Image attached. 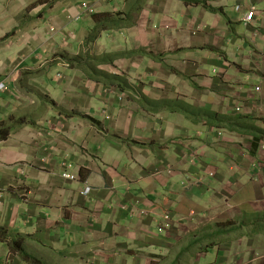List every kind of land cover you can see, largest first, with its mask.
I'll return each mask as SVG.
<instances>
[{"label": "crops", "instance_id": "obj_1", "mask_svg": "<svg viewBox=\"0 0 264 264\" xmlns=\"http://www.w3.org/2000/svg\"><path fill=\"white\" fill-rule=\"evenodd\" d=\"M50 1L0 0V123L24 97L42 117L0 141V227L46 251L45 264H182L198 245L194 264H264V0L249 25L250 0L97 2L98 14L129 11L131 24L86 48L93 18L73 19L96 0ZM81 51L107 57L93 72L116 82L61 57ZM142 99L244 124L230 131ZM67 164L74 181L62 178ZM8 242L0 264H28Z\"/></svg>", "mask_w": 264, "mask_h": 264}, {"label": "trees", "instance_id": "obj_2", "mask_svg": "<svg viewBox=\"0 0 264 264\" xmlns=\"http://www.w3.org/2000/svg\"><path fill=\"white\" fill-rule=\"evenodd\" d=\"M122 16L125 17L123 18ZM94 18H95V26L86 39L87 43L92 42L95 39L96 35L101 30L111 29L115 27H123V26L125 27L131 24V16L129 11L119 12V13H102L96 15ZM90 58H92V60H90V64L88 65H91V63L94 60L100 61L94 57H90ZM65 59L68 61L70 65H75L76 63L84 62V57H82V55H78L75 57H71V56L65 57ZM91 77L94 78V76ZM143 103H144L143 106L147 107V109L151 111L165 110L169 112H178L192 120H196L198 118L201 119L205 117L207 122L213 125L215 123L219 124L220 122V120L217 119L219 115H217L216 113H208V112L195 110L191 106H189L188 104L182 101L154 102V101L144 100ZM221 117L224 119V121L227 122L225 124L230 131H234V130L241 131L240 130L241 126L242 124H244L243 119L240 121L239 119L236 118L231 119V118H224L223 116ZM13 120L14 117H9L7 121H2L0 123V141L5 140L16 125H21L24 122L20 120L19 122L15 123L13 122ZM236 127H238V129ZM261 139H264V136H262ZM261 139L257 138V140H261ZM234 231L235 230L233 231L230 230L229 233H234ZM0 239L9 240L8 245L10 246L11 252L18 253L21 256V259L26 261L28 264H45L42 261H38L37 259H35V257L30 256L28 253H26L23 250V242L26 239L25 236L20 234H13L7 229L0 227Z\"/></svg>", "mask_w": 264, "mask_h": 264}, {"label": "rangeland", "instance_id": "obj_3", "mask_svg": "<svg viewBox=\"0 0 264 264\" xmlns=\"http://www.w3.org/2000/svg\"><path fill=\"white\" fill-rule=\"evenodd\" d=\"M116 13H119L118 11H116ZM120 28V27H119ZM51 32H52V30H51ZM53 33V32H52ZM14 33H11V34H9V35H7V37H5L3 40H7L8 38H10L12 35H13ZM87 45H88V43H87V41L86 40H84V47L86 48L87 47ZM78 55H82V57H84V62H82V63H76L75 65H69V66H71V67H74V68H77L78 70H80L82 73H84V75H86V76H89L90 75V77L91 76H94V78L93 77H91L92 79H94V80H96V81H98L101 77L103 78V79H105V80H107L108 81V83H110V84H112L114 81L116 82V78H114V77H111V76H108V74L107 75H98L97 74V72H93V69H94V65L95 64H97V60L95 61H93L92 63H91V65H88V64H90V60H92V58H90L91 56L87 53V55L85 54V53H83L82 51L81 52H79L78 53ZM78 55H76V56H78ZM69 56H71V55H61V57L62 58H64V57H69ZM71 57H75V56H71ZM17 59V58H16ZM17 61V60H16ZM7 70V68L5 69V71ZM59 76H61V74H59ZM59 79H61V78H59ZM51 102V101H50ZM49 102V103H50ZM19 103H20V108H19V111L17 112L18 114H15L13 117H14V120H13V122H19L20 120H22V121H24L23 122V124H25L26 122V120H28L29 122H33L34 121V124H36V123H38L39 121V119L42 121V117L41 118H38L37 117V115L39 114V112L38 111H35V110H38V107L34 110V106H36V104L35 105H33L32 103H31V100H30V98L29 97H24V99L23 100H21V101H19ZM50 104H52L53 106H55L56 107V104L54 103V102H51ZM144 104V103H143ZM31 105H33V106H31ZM192 107V106H191ZM193 109H195L194 107H192ZM195 110H198V109H195ZM200 111V110H199ZM205 112H208V111H205ZM194 113H196V112H194ZM208 113H214V112H208ZM77 113H71L70 115H76ZM81 117H83L82 115H80ZM80 116H78V117H80ZM83 118H85L86 120H89V119H87V117H83ZM108 119L110 118V116L109 117H107ZM206 118L204 117V118H201V119H199V120H205ZM217 119L218 120H220V122H219V124H214V125H211V126H215V127H217V125H222V127L223 128H225V129H227V127H226V124L225 123H227L226 121H224V119L221 117V116H219V117H217ZM5 121H7V120H5ZM193 121H196V120H193ZM258 121L259 122H261V119H258ZM205 122L208 124V122H207V120H205ZM22 125V124H21ZM209 125V124H208ZM17 126V125H16ZM15 126V127H16ZM235 126V125H234ZM264 142V141H263ZM264 144V143H263ZM262 144V145H263ZM200 180V179H199ZM185 183V182H184ZM187 184V183H186ZM26 197H27V195H25ZM24 236V235H23ZM28 239H25L24 240V242H23V250L26 252V253H28L30 256H33V257H35V259H37L38 261H41V259L39 258V257H45L44 255L45 254H47V252L46 251H43V250H41V249H35V251L33 250V249H31L30 247H28V246H25L26 244V241H27ZM199 240L198 239H196V240H194L193 241V243H197ZM205 249V246H203V245H198V246H194V247H190V246H186V247H184V251H188V250H190V252L188 253V255L186 254V252H181L180 254L181 255H184L185 257H184V259L182 260V264H194V262L195 261H197V257L194 259V254L196 255V253H198V252H200V251H202V250H204ZM36 253H38V254H36ZM16 255H18V257L19 258H21V256L18 254V253H15ZM53 257H55L53 260H52V263H54V264H61V261H60V257H56L55 255H53ZM49 263H51V261H49L48 262V264ZM65 263V262H64Z\"/></svg>", "mask_w": 264, "mask_h": 264}, {"label": "clouds", "instance_id": "obj_4", "mask_svg": "<svg viewBox=\"0 0 264 264\" xmlns=\"http://www.w3.org/2000/svg\"><path fill=\"white\" fill-rule=\"evenodd\" d=\"M54 1H56V0H51L48 4L50 5H52V3L54 2ZM256 1V0H255ZM255 1H254V3H251L250 1V5H251V8L255 5ZM97 2L99 3V4H109L110 2H111V0H96V1H92V2H85V3H83L82 4V11H81V13L77 16V17H75L73 20L74 21H79V20H82L83 18H93V21H94V25H93V27H92V29L94 28V26H95V16L96 15H99L98 14V5H97ZM237 8H240V6H236ZM235 7V8H236ZM250 8V9H251ZM254 8H255V13H256V11H257V9H256V7L254 6ZM240 11H241V8H240ZM240 11H237V12H240ZM118 12H125V10L124 11H118ZM250 12V11H249ZM105 13H116V12H105ZM248 13V12H247ZM246 13V14H247ZM100 14H102V13H100ZM246 16V15H245ZM123 18L125 17V16H122ZM244 20V19H243ZM245 23V22H244ZM253 23V22H252ZM252 23H250V24H252ZM249 25V24H248ZM124 27V26H123ZM125 27H127V26H125ZM115 28H119V27H115ZM92 29L90 30V32L92 31ZM111 29H114V28H111ZM107 30H109V29H104V30H101L97 35H96V37H95V39L92 41V42H89L88 43V45L89 44H92L97 38H98V36H99V34L101 33V32H103V31H107ZM52 32L54 33L55 31L52 29ZM90 32H89V34H90ZM88 34V35H89ZM88 35H87V37H88ZM87 37L85 38V40L87 39ZM69 38V35H66V36H64V39H65V41L67 40ZM91 56V55H90ZM70 57V56H69ZM91 57H93V56H91ZM95 58V57H94ZM96 59H98V60H100V61H97V64L98 63H100V62H106L107 63V61H108V59H107V57H102V58H96ZM63 60L65 61V63H67L68 65H70L69 63H68V61L65 59V57L63 58ZM8 90V87H7V85H6V83H0V91L1 92H5V91H7ZM256 92H258L257 90H256ZM135 94V93H134ZM136 95V97L138 98V94H135ZM139 98H140V96H139ZM144 100H148V99H144ZM144 100L142 99V101H141V104L143 105V102H144ZM154 102H160V101H154ZM182 102H184V101H182ZM184 103H186V102H184ZM187 104V103H186ZM190 106V105H189ZM144 107V106H143ZM144 108H147V107H144ZM196 109V108H195ZM159 111H165V110H159ZM169 112V111H168ZM178 113V112H177ZM181 114V113H180ZM185 116V115H184ZM186 117V116H185ZM187 118V117H186ZM188 119H190V118H188ZM198 119H200V118H198ZM198 119H196V120H198ZM190 120H192V119H190ZM206 120V119H205ZM209 124V123H208ZM211 125H213V124H211ZM263 146H264V144H263ZM190 156V160H194L195 159V157L193 156V155H189ZM66 166H69L68 164L67 165H65V170L63 171V173L66 171V170H68L69 172H70V170H71V168H72V166L70 165V167L69 168H66ZM63 173H62V175H63ZM71 173V172H70ZM71 174H73V175H75L76 176V179L78 178V176L76 175V174H74V173H71ZM62 178H64L63 176H62ZM64 179H66V178H64ZM75 179V180H76ZM67 180H69V179H67ZM70 181H74V180H70ZM86 186H89L90 187V185H88L87 183H85V185H84V188L86 187ZM84 188H83V190H84ZM83 190H82V194H83ZM91 191H92V188H91ZM91 193V192H90ZM89 193V194H90ZM88 194V195H89ZM84 195V194H83ZM88 195H84V196H88ZM141 214H145V212H141ZM191 214H194V212H192ZM165 215H169L170 216V219L167 221L166 219H165ZM161 219H162V223H161V225H160V227H159V230L161 231V232H165V231H167V230H169V229H171V227H172V211H170V210H168V211H166V212H164L163 214H162V216H161ZM169 223V227H165V223ZM42 261V260H41ZM43 262V261H42ZM44 263V262H43Z\"/></svg>", "mask_w": 264, "mask_h": 264}, {"label": "built area", "instance_id": "obj_5", "mask_svg": "<svg viewBox=\"0 0 264 264\" xmlns=\"http://www.w3.org/2000/svg\"><path fill=\"white\" fill-rule=\"evenodd\" d=\"M255 0H250L251 3H254ZM236 11H240V8L236 7ZM254 18H255V8L254 6L250 9V12H248L246 14V16L244 17L243 22H245L246 25L254 22ZM257 91H259V89H257ZM262 149H264V146L262 147ZM69 166H66V168H69ZM64 178L69 179V180H75L76 176L71 174L68 170H66L63 175ZM91 192V187L86 186L83 190V194L84 195H88ZM165 219L168 221L170 219L169 215H165ZM165 227H169V223H165Z\"/></svg>", "mask_w": 264, "mask_h": 264}]
</instances>
